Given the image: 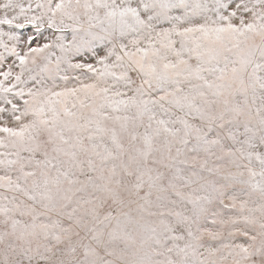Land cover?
Masks as SVG:
<instances>
[{
  "label": "snow or ice",
  "instance_id": "obj_1",
  "mask_svg": "<svg viewBox=\"0 0 264 264\" xmlns=\"http://www.w3.org/2000/svg\"><path fill=\"white\" fill-rule=\"evenodd\" d=\"M0 264H264V0H0Z\"/></svg>",
  "mask_w": 264,
  "mask_h": 264
}]
</instances>
